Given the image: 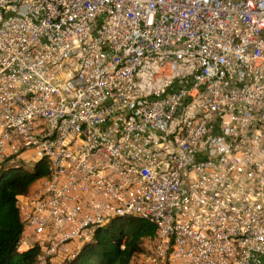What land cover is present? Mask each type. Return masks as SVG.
I'll return each mask as SVG.
<instances>
[{
  "label": "built area",
  "instance_id": "built-area-1",
  "mask_svg": "<svg viewBox=\"0 0 264 264\" xmlns=\"http://www.w3.org/2000/svg\"><path fill=\"white\" fill-rule=\"evenodd\" d=\"M11 156L47 166L38 264L114 217L153 224L140 264H264V0H0Z\"/></svg>",
  "mask_w": 264,
  "mask_h": 264
},
{
  "label": "trees",
  "instance_id": "trees-1",
  "mask_svg": "<svg viewBox=\"0 0 264 264\" xmlns=\"http://www.w3.org/2000/svg\"><path fill=\"white\" fill-rule=\"evenodd\" d=\"M46 174L43 159L27 166L21 158L11 156L0 163V264H38L35 247L17 251L23 231L17 202ZM114 221L96 228L91 238L60 264H132L144 251L146 243H152L154 226L147 219L130 217L113 229ZM125 223L129 226L126 230L123 228Z\"/></svg>",
  "mask_w": 264,
  "mask_h": 264
},
{
  "label": "rangeland",
  "instance_id": "rangeland-1",
  "mask_svg": "<svg viewBox=\"0 0 264 264\" xmlns=\"http://www.w3.org/2000/svg\"><path fill=\"white\" fill-rule=\"evenodd\" d=\"M23 156H24V157H27V154H24ZM21 160H22V161L24 162V164H26L27 166H30V165L32 164V162L29 161V160L26 161V159L23 160V158H21ZM41 185H42V180H39V181H38V182L32 187V189L29 191V193H28L27 195H25L24 197H28V199H30V198H34V197L37 195L39 189L41 188ZM123 220H125V219H123ZM123 220H121V219H117L116 221H114V223H113V229H116V228H118L120 225H122V223L124 222ZM128 227H129L128 224H126V223L123 224V228H124V230H126ZM149 245H151V243H148V242H147L146 245H145V248H146L147 246H149ZM61 261H62V259L58 257V258H56V259H54V260H51L49 264H60ZM140 263H141V258H140L139 256L135 257L134 260L132 261V264H140Z\"/></svg>",
  "mask_w": 264,
  "mask_h": 264
},
{
  "label": "water",
  "instance_id": "water-1",
  "mask_svg": "<svg viewBox=\"0 0 264 264\" xmlns=\"http://www.w3.org/2000/svg\"><path fill=\"white\" fill-rule=\"evenodd\" d=\"M115 219H116V217L113 218V220H115ZM76 254H77V253H76Z\"/></svg>",
  "mask_w": 264,
  "mask_h": 264
}]
</instances>
